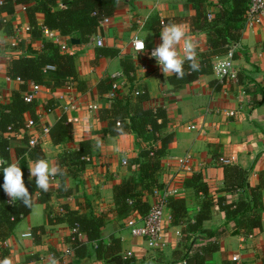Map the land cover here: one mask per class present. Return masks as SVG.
Masks as SVG:
<instances>
[{"label":"crops","instance_id":"1","mask_svg":"<svg viewBox=\"0 0 264 264\" xmlns=\"http://www.w3.org/2000/svg\"><path fill=\"white\" fill-rule=\"evenodd\" d=\"M3 1V0H1ZM60 1V0H59ZM186 0H119L117 9L106 22L100 21L89 39L81 43L71 42L76 35L61 36L57 31L51 36L44 34L39 26L30 27L23 5H15L11 13L4 14L7 21L0 22V103L9 102L14 91L19 90L20 81L6 75L7 67L13 56L36 55L43 50L44 43L50 41L62 52L74 51V63L77 76L86 82L79 90L75 81L60 77L55 69L42 71L43 83L36 94L35 113L40 117L37 124L18 130L17 136L9 139V162L18 164L23 173L26 167L33 165L29 155L31 140L39 137L40 128L50 127L61 116H66L56 100L57 94L68 90L74 95L73 109L68 115L77 120L73 125V140L54 144L49 134L41 136L39 147L50 163L65 150L78 148L81 141H88L89 154L84 156V164L76 175L68 174L65 178L68 190L65 191L61 180L56 177L48 191V202L53 207L66 205L79 210L87 216L104 215L101 238L106 243L120 242L121 254L130 251L131 264H196L192 259H183L188 248H201L215 241L217 248L203 252V264H264V212L261 214V228L252 234L234 233L235 222H225L217 199L225 196L230 200L250 197L249 188H238L235 192L224 191V166L237 165L243 168L250 186L258 184V172L264 169V17L253 26L245 24L247 0L239 21H231V26H240L238 48L233 53L232 63L237 72V81L215 87L211 82L217 80L213 72L202 75L196 82L181 83L174 86L160 70L153 58L146 52L135 54L132 40H143L147 48L161 42V28L152 18H168L171 22L183 24L188 35L199 44V50L206 49V33L192 29L189 17L194 14L192 8H184ZM208 11L212 15L220 8L218 0H208ZM40 22V21H39ZM79 39V38H78ZM101 39L102 43L97 44ZM97 47L118 49L114 56L97 57ZM224 56V55H222ZM220 56V57H222ZM215 57L212 61H214ZM132 63L130 76L133 81L125 80L120 92L133 93L145 90L146 99L141 102L143 108L162 107L167 114V121L161 135L168 134L170 141L165 154L160 158V167L156 171L161 188L172 191L173 198H183L186 205L184 223L193 221L202 200L201 194H195L189 186L191 177L199 174L208 185L213 196L211 215L203 222V228L214 231L225 227L222 236L210 239L199 238L193 245L190 239L183 237L182 225L173 224L172 210L167 205L164 209L166 247L163 250L149 248L142 237L133 236L127 226L129 219L141 223L139 214L133 210L125 214L115 212L113 188L115 184L130 181L134 189L141 191L137 179L136 162L140 149L149 146L143 138L134 133L110 135L107 123L99 117V108L109 106L110 101L99 90L100 80L110 88L112 73L124 70ZM146 68L141 70L140 64ZM29 85H27L28 90ZM131 97V96H130ZM135 97H133L134 99ZM89 104H96L97 109H89ZM234 114L230 115L229 112ZM30 113L23 115L28 120ZM100 147H97V143ZM18 149L23 153L19 154ZM192 156V169L181 170L176 159L185 154ZM222 158L228 163L220 164ZM1 159V157H0ZM123 160L126 162L123 163ZM70 168L69 165H65ZM29 176L24 173L25 184ZM158 188V189H161ZM153 187L143 191V199L150 205L154 201ZM264 201V190H262ZM9 197L0 188V203H6ZM33 207L29 215L22 217L12 233L0 241V250H5L4 257H11L14 264H49L54 256L63 264L68 258L59 256L67 247V223L47 224L45 204L33 198ZM46 225L45 232L35 239L31 227ZM187 241V242H186ZM189 243V244H188ZM54 255H53V254ZM235 257V259H234ZM3 259L2 257H0ZM69 261V260H68ZM80 264H105L94 255L81 259Z\"/></svg>","mask_w":264,"mask_h":264},{"label":"trees","instance_id":"2","mask_svg":"<svg viewBox=\"0 0 264 264\" xmlns=\"http://www.w3.org/2000/svg\"><path fill=\"white\" fill-rule=\"evenodd\" d=\"M119 0H3L0 2V22H3L4 14L11 13L15 5H23L30 27L48 28L57 31L61 36L76 35L81 43L86 42L93 33L99 22L113 15L117 9ZM220 8L214 15L208 11V0H186L184 8H192L194 14L188 19L192 29L201 30L206 33V49H197L201 69L192 72L183 79H177L175 75L169 77V82L177 86L181 83L196 82L202 75L212 72V60L214 57L225 55L231 44L239 40L240 26H231V21L241 20L244 8V0H218ZM210 14V15H209ZM160 27L163 24L156 17L152 18ZM40 21V22H39ZM164 24L171 22L168 18L163 19ZM43 50L36 55L13 56L6 75L11 79H21L20 88L14 91L9 102L0 103V157L9 162V126L15 132L24 125L23 115L30 113V118L36 119V102L24 100V93L27 91L29 82L43 83L42 69L46 65H53L56 73L60 77H65L75 81L77 88L83 90L86 82L77 76L74 51L62 52L60 48L50 41H46ZM95 55L114 56L118 49L108 47H97ZM187 68V66H185ZM132 63L126 64L123 73L126 80L133 81L130 76L133 71ZM111 79L109 80V82ZM215 87L220 86L218 81L211 82ZM110 84V83H109ZM101 93L106 95L109 91L107 83L100 80L97 84ZM131 96V97H130ZM133 97H135L133 99ZM147 93L142 90L133 93H121L110 101L109 106L99 108V117L107 123V130L110 135H122L114 131L117 121L123 126V134L132 132L149 143L146 148L140 149L138 162H136L137 179L141 186V191L134 189L130 181L115 184L113 188V203L115 212L125 214L133 210L144 217L149 204L143 199V191L150 188H161L162 184L157 181L156 171L160 167V158L165 154V149L170 141L168 134L161 135L162 128L165 127L167 114L164 108L156 109L143 108L141 102L146 99ZM48 134L54 144L73 140V125L67 121L66 116H61L53 125L48 127ZM19 154L23 153L18 149ZM89 154L88 141H81L77 149L65 150L56 158L62 168L66 169L67 175H76L75 169H80L84 164V156ZM29 155L33 160L45 158L40 147L29 148ZM69 165L70 168H66ZM66 175V176H67ZM246 171L237 165L224 166V191L235 192L238 188H249L250 197H239L237 200L227 199L220 196L217 199L220 210L224 213L225 222L234 221V233L252 234L261 228V214L264 212V201H262V190H264V169L258 172V184L250 186L247 182ZM60 177L61 185H65V178ZM189 182V186L195 194H201L199 210L194 216V220L185 222L187 210L183 198L169 197L167 205L171 208V220L173 224L182 225L183 237L190 239L189 245L199 239H210L225 234V227H219L214 231L203 228V222L211 215V204L213 196L209 193L208 185L202 180L199 174H194ZM29 192L37 196V200L45 204V214L47 224L60 222L67 223L69 233L66 235L65 243L71 249L67 264H80L81 259L94 255L95 258L103 260L105 264H131V258H126L121 254L120 242L114 241L106 243L101 238V230L104 225V215L87 216L79 210L68 208L66 205L52 206L48 202V192H42L36 188L35 178L25 184ZM64 188V187H63ZM61 208V210H60ZM31 209L24 206L20 201L15 205L10 203H0V241L5 240L13 231L15 225L22 217L29 215ZM46 225H36L31 227V235L38 239L45 232ZM75 228V231H72ZM80 235V236H79ZM187 242V241H186ZM217 248L214 242L201 248H188L183 255V259H192L196 264H203V252H211ZM5 250H0V257L4 258ZM1 259V258H0ZM63 258H59L62 263Z\"/></svg>","mask_w":264,"mask_h":264},{"label":"built area","instance_id":"3","mask_svg":"<svg viewBox=\"0 0 264 264\" xmlns=\"http://www.w3.org/2000/svg\"><path fill=\"white\" fill-rule=\"evenodd\" d=\"M0 2H1V0H0ZM23 8H24V6H23ZM262 17H264V0H247V7L245 10V24H246V26L251 27L254 24L259 23L261 21ZM107 20H108V17H105L101 21L106 22ZM3 21H7V19L4 18ZM160 23L164 24L163 19L160 20ZM42 30H43L44 34L51 35L56 39V41H58L57 36L53 35L54 32L52 30H50L46 27L42 28ZM137 40H141V39L138 37H135L132 40V47H133L135 54H140L141 52L138 53L136 50V47H135ZM101 43H102L101 39H98L97 44H101ZM238 45H239L238 42H234L233 44H231L229 46L228 51L224 56L215 57L214 61H212V72L215 75V77L217 78L218 83L221 85H225V84L237 81V77H238L237 75L238 74L233 67L232 58H233V53L235 52L236 48H238ZM155 47L156 46L150 47V48L146 47L145 50L143 51V52L147 53L148 58H153V57H150V53ZM153 59H155V58H153ZM223 61H227L228 63L231 64V67L227 70L226 73L218 72L216 70V65L218 63L223 62ZM139 68L141 70H143L146 68V65L144 63H142V64H140ZM48 69H55V67L53 65H46L45 67H43L42 71H46ZM110 79H111L110 88H109V91L107 92V94L105 95L109 101H111L117 95L121 86L125 83L126 77H125L124 73L119 70V71L112 73ZM16 80L22 82V80L19 78H17ZM28 85H29L28 90L24 93V100L27 102H30L36 97V94L41 89L42 85L38 84V83H34V82H29ZM70 87H71V85L67 84L66 90L61 91L59 94H57L56 100L59 103L60 108L66 114L67 121L73 123L77 119L73 116L68 115V112H70V110H72L74 108L73 107V101L75 100L74 95L68 91L70 89ZM88 108L89 109H97V105L96 104H89ZM229 114L233 115L234 112L230 111ZM39 117H40V114L37 115L36 119L29 118L28 120H25L24 125L19 130H23L25 128L27 129L29 127L36 125ZM39 131H40L39 137L33 138L31 140V143H30L31 147L39 145V143L41 141V136L48 133V127L43 126L40 128ZM17 134H18V132H15L9 126L8 133H7L8 138L11 139V138L17 136ZM176 161H177V166L179 167V169H181V170H191L192 169V156L190 154L187 153L184 156L177 158ZM229 161L230 160L227 158H222L219 162H220V164H224V163H228ZM125 162L126 161L123 160V163H125ZM24 173L27 176H29V167L28 166L26 167V169H24ZM2 185H3V171L0 170V188H1V190H3ZM171 194H172L171 190L168 191L165 188L164 189L163 188H161V189L154 188L153 189L154 201L150 204L147 214L141 218V223H138V221H136V219H134V218L129 219L127 222V226L130 230V233L133 236L142 237L147 242V245L151 249L163 250V249H165V247L167 245L166 242L164 241V236H165L166 230H165V225H164L163 212H164L165 207L167 206V200H168L169 196H171ZM8 200H9V198L7 199V203H8ZM60 210H61V208H60ZM75 230L76 229L73 228L72 231H75ZM25 234H27V235H25ZM30 234L31 233L27 232V233H24L23 236H30ZM70 254H71V249L66 247L59 256L67 258L68 256H70ZM131 254L132 253L130 251H127L124 255L122 254V256H124L126 258H130ZM234 259H235V257H234ZM177 264H185V261L178 262Z\"/></svg>","mask_w":264,"mask_h":264},{"label":"clouds","instance_id":"4","mask_svg":"<svg viewBox=\"0 0 264 264\" xmlns=\"http://www.w3.org/2000/svg\"><path fill=\"white\" fill-rule=\"evenodd\" d=\"M160 38L161 42L151 51L150 57L156 59L165 77L175 75L177 79H183L192 72L200 71L201 64L197 52L199 44L188 35L185 25L175 22L163 24ZM144 39L137 40L135 44L138 53L143 52L146 48ZM230 67V63L223 61L216 65V70L226 73ZM114 131L123 134L124 129L120 121H117ZM97 147H100L99 142ZM0 170L3 171L2 187L9 197L8 203L15 205L17 201H20L25 207L31 209L34 203L33 194L29 192L28 187L25 185L24 173L21 167L16 163H8L0 159ZM66 175V169L58 163H50L47 159L40 158L29 166L28 179L31 181L35 178L36 188L46 193L57 176L64 177ZM63 187L67 191L69 186L65 184ZM0 264H14V262L11 257H4L0 259ZM49 264H58V260L53 256Z\"/></svg>","mask_w":264,"mask_h":264},{"label":"water","instance_id":"5","mask_svg":"<svg viewBox=\"0 0 264 264\" xmlns=\"http://www.w3.org/2000/svg\"><path fill=\"white\" fill-rule=\"evenodd\" d=\"M71 42H73V43H77V42H79V39H78V38H74V37H72V38H71Z\"/></svg>","mask_w":264,"mask_h":264}]
</instances>
